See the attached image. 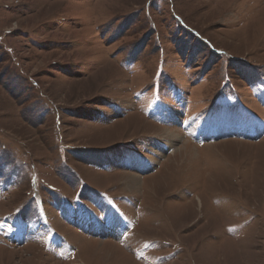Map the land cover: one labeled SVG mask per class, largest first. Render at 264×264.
I'll use <instances>...</instances> for the list:
<instances>
[{"label":"rangeland","instance_id":"rangeland-1","mask_svg":"<svg viewBox=\"0 0 264 264\" xmlns=\"http://www.w3.org/2000/svg\"><path fill=\"white\" fill-rule=\"evenodd\" d=\"M0 264H264V0H0Z\"/></svg>","mask_w":264,"mask_h":264},{"label":"bare ground","instance_id":"bare-ground-1","mask_svg":"<svg viewBox=\"0 0 264 264\" xmlns=\"http://www.w3.org/2000/svg\"><path fill=\"white\" fill-rule=\"evenodd\" d=\"M168 136H170V135H167V137ZM168 139H170V138H168ZM174 140H173V138L171 137V139L170 140H168V142H170L171 144H173L172 142H173ZM136 177L134 176H132V177H130L127 181H126V184H127V186L128 187H130V188H132V187H134L135 185V183H136Z\"/></svg>","mask_w":264,"mask_h":264},{"label":"crops","instance_id":"crops-1","mask_svg":"<svg viewBox=\"0 0 264 264\" xmlns=\"http://www.w3.org/2000/svg\"><path fill=\"white\" fill-rule=\"evenodd\" d=\"M153 192L156 194L157 193L156 189H154Z\"/></svg>","mask_w":264,"mask_h":264}]
</instances>
